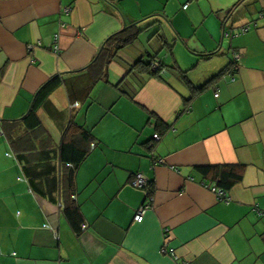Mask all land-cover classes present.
<instances>
[{
  "label": "crops",
  "instance_id": "1",
  "mask_svg": "<svg viewBox=\"0 0 264 264\" xmlns=\"http://www.w3.org/2000/svg\"><path fill=\"white\" fill-rule=\"evenodd\" d=\"M263 11V0H0V264H264ZM152 16L159 34L146 45L144 30L89 90L85 68L104 41ZM163 38H175L171 50ZM151 55L176 69L139 88L129 70ZM55 76L39 127L27 129ZM67 129L93 138L74 175L79 232L62 210ZM221 165L240 168L228 203L207 188L214 174L198 171ZM137 173L153 188L141 222Z\"/></svg>",
  "mask_w": 264,
  "mask_h": 264
},
{
  "label": "trees",
  "instance_id": "2",
  "mask_svg": "<svg viewBox=\"0 0 264 264\" xmlns=\"http://www.w3.org/2000/svg\"><path fill=\"white\" fill-rule=\"evenodd\" d=\"M161 17V16H159ZM157 16H152L149 23L140 25L139 23L132 24L128 28L119 31L115 34L109 36L103 43L97 55L91 61V63L85 68L87 74L92 77L91 86L98 81H107V67L116 58L118 53L125 47L131 45L138 36L147 28L151 27L153 24L157 23ZM146 21V20H144ZM143 21V22H144ZM159 34V30L154 32V35ZM163 38V47L169 51L173 47V42H166ZM211 54L210 56H214ZM153 64H157L158 67L154 69ZM233 67V64H232ZM176 67L166 66L155 56H149L146 61L141 58L129 70L130 73L139 74L143 77V82L138 85L142 87L146 79L157 78L162 79V74L166 70H175ZM179 69H177L178 71ZM225 71L222 70L217 76H221ZM61 85V80L59 76H55L49 79L35 94L32 101L31 107L24 117L28 123L27 129L31 130L39 127V121L37 119V110L45 99L59 86ZM199 89V88H198ZM193 90H197L193 88ZM71 123V122H70ZM160 125V124H159ZM93 138L90 133L81 129L78 135H70L69 129L63 134L60 146L58 148V162L60 166L66 168V171L61 175L60 189L62 196H64V201L62 204L63 215L69 222L70 226L75 232L80 231L82 224V216L79 211L78 205L73 200L74 196V175L78 166L83 162L89 153V146L92 143ZM239 167L234 165H221V166H207L199 167L198 171L202 174L207 175L213 173L215 176V181L218 188L229 191L241 178L239 173ZM153 193L152 183L149 182L148 195L151 196Z\"/></svg>",
  "mask_w": 264,
  "mask_h": 264
},
{
  "label": "built area",
  "instance_id": "3",
  "mask_svg": "<svg viewBox=\"0 0 264 264\" xmlns=\"http://www.w3.org/2000/svg\"><path fill=\"white\" fill-rule=\"evenodd\" d=\"M264 2V0H263ZM70 12V9L69 8H64L62 10V13L63 14H69ZM258 19L257 20H264V11L259 13L258 14ZM257 20L251 22V23H248V24H244L240 27H238L235 31H236V34H243L247 31H249L252 27H256L257 26ZM234 32V31H233ZM233 32H230V31H224L223 34H222V37L223 38H228L230 36H232ZM53 43H54V46H53V51L57 54L59 52V48H58V35H54L53 36ZM32 46H29L28 49H31ZM234 63L236 64L240 58V56L238 54H234ZM154 69H156L158 67L157 64H153L152 66ZM232 81H234V78H232ZM154 139H159V136L156 134L154 135ZM163 163L161 160L158 161V162H155L154 165H158V164H161ZM130 186L133 187L134 189H137V190H141L144 194H145V203L142 204L138 210H137V213L134 217V220L136 222H141L142 221V217H143V214L146 212V210H148L149 208V202L151 201V196L148 195V188H149V183L147 181V179L144 177L143 174L141 173H137L133 178L132 180L130 181ZM207 188L215 195V197L217 198V200L219 201H223L224 203H228L229 199L228 197L226 196V193L221 190L220 188L217 187V185L215 184H212L210 186H207ZM74 199V197H73ZM85 226H82V229H84ZM163 252H166V249L165 247L163 248L162 250ZM170 255L173 259H176V257L174 256V254L172 252H170Z\"/></svg>",
  "mask_w": 264,
  "mask_h": 264
},
{
  "label": "rangeland",
  "instance_id": "4",
  "mask_svg": "<svg viewBox=\"0 0 264 264\" xmlns=\"http://www.w3.org/2000/svg\"><path fill=\"white\" fill-rule=\"evenodd\" d=\"M156 27H152L149 29H146L140 36L139 39L142 40L146 45H148V40L152 36V34L156 31ZM229 39H225L224 42L228 43ZM174 51V50H173ZM143 59L146 61V57L144 56ZM171 63V62H168ZM166 66H168L167 63H165Z\"/></svg>",
  "mask_w": 264,
  "mask_h": 264
},
{
  "label": "water",
  "instance_id": "5",
  "mask_svg": "<svg viewBox=\"0 0 264 264\" xmlns=\"http://www.w3.org/2000/svg\"><path fill=\"white\" fill-rule=\"evenodd\" d=\"M124 28H126V27H124Z\"/></svg>",
  "mask_w": 264,
  "mask_h": 264
}]
</instances>
